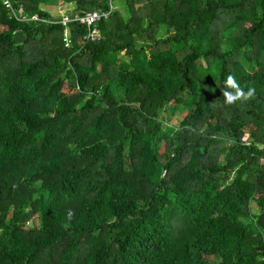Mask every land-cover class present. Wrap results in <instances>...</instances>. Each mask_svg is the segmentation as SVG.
Returning <instances> with one entry per match:
<instances>
[{
  "label": "trees",
  "instance_id": "1",
  "mask_svg": "<svg viewBox=\"0 0 264 264\" xmlns=\"http://www.w3.org/2000/svg\"><path fill=\"white\" fill-rule=\"evenodd\" d=\"M5 1L0 264H264V0Z\"/></svg>",
  "mask_w": 264,
  "mask_h": 264
},
{
  "label": "built area",
  "instance_id": "2",
  "mask_svg": "<svg viewBox=\"0 0 264 264\" xmlns=\"http://www.w3.org/2000/svg\"><path fill=\"white\" fill-rule=\"evenodd\" d=\"M5 4L8 8H12V5L10 3L9 0L5 1ZM117 9V6H115L113 3L110 4V7L106 10L103 11H96L93 13H88L85 16H79L76 15L74 17L70 18H65L66 16H62L61 18V22L64 26H66L67 23H69L70 21H72V19L74 20H78L83 24H87L89 29V33L87 35H85L84 39L85 40H90V41H95L97 39L100 38L101 33L100 30L97 27V24L102 21V20H107L111 17V15L115 12V10ZM38 20V18H37ZM67 32V31H65ZM67 43H69V40H66Z\"/></svg>",
  "mask_w": 264,
  "mask_h": 264
},
{
  "label": "clouds",
  "instance_id": "3",
  "mask_svg": "<svg viewBox=\"0 0 264 264\" xmlns=\"http://www.w3.org/2000/svg\"><path fill=\"white\" fill-rule=\"evenodd\" d=\"M225 88L222 90V96L227 104H233L237 101H248L254 96L255 89L251 86H246L247 91H244V88L237 83L233 75H228L225 82ZM72 212H68V218L71 219Z\"/></svg>",
  "mask_w": 264,
  "mask_h": 264
},
{
  "label": "rangeland",
  "instance_id": "4",
  "mask_svg": "<svg viewBox=\"0 0 264 264\" xmlns=\"http://www.w3.org/2000/svg\"><path fill=\"white\" fill-rule=\"evenodd\" d=\"M115 4L116 5H120L121 9H123V7H124L121 0H116ZM44 8L47 11H49L50 15L62 18L61 16H66L67 14L71 13L72 10L74 9V6L70 5V6H67V7H61L60 4L53 2L52 4H46L44 6ZM65 18H70L71 19L70 15H67ZM33 19L37 20V17H34ZM65 34H67V32H65ZM67 45H69V44L66 43V46ZM175 121L179 122L180 121V116L174 117V122ZM27 225L28 226H32L33 225L32 221H29V223Z\"/></svg>",
  "mask_w": 264,
  "mask_h": 264
}]
</instances>
